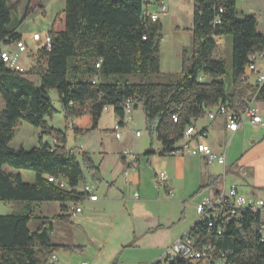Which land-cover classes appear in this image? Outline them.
<instances>
[{
	"label": "trees",
	"instance_id": "obj_1",
	"mask_svg": "<svg viewBox=\"0 0 264 264\" xmlns=\"http://www.w3.org/2000/svg\"><path fill=\"white\" fill-rule=\"evenodd\" d=\"M41 2L28 0L26 15L41 7ZM150 2L160 4L162 0H65L59 16L61 27L54 18L48 31L50 50L40 48L38 62L28 72L38 78V84L0 60V98L4 103L0 110V202L27 204L25 213L0 214V264H50L49 259L59 250L82 251L80 246L51 241V221L70 224L64 203L77 204L84 195L77 190L82 179L80 163L66 152L65 135L46 123L45 118L57 113L48 91L56 90L66 120L81 116L86 109L91 130L97 128L105 107L122 123L125 101L131 99L133 110L141 106L146 131L161 143V154L182 138L186 126L201 118L206 107L244 98V86L248 87L242 79L244 69L251 55L264 51V33L257 30L255 15L238 17L236 0H193L191 47L183 50L181 72L171 75V80L111 81L117 76L160 72L161 23L142 16ZM9 22L6 0H0V44L22 38L16 29L8 28ZM225 36L232 37L229 89L225 61L213 58L215 38ZM199 74L209 80L199 82ZM258 99L264 101V84ZM179 106L178 120L173 122ZM21 121L42 130L39 144L29 150L9 146ZM42 133L52 135L54 144L43 143ZM81 162L96 174L97 167L88 154H82ZM4 166L15 172L4 171ZM23 170L33 173L31 183L19 173ZM48 176L62 178L64 187L49 182ZM42 202L61 203L59 213L49 219L33 215L30 204ZM33 220L39 224L31 230L28 224ZM257 221V216L242 212L228 224L225 234L203 240L231 251L232 264H264V241L259 240ZM198 227L200 232L211 230L201 221L190 227L191 233Z\"/></svg>",
	"mask_w": 264,
	"mask_h": 264
},
{
	"label": "rangeland",
	"instance_id": "obj_2",
	"mask_svg": "<svg viewBox=\"0 0 264 264\" xmlns=\"http://www.w3.org/2000/svg\"><path fill=\"white\" fill-rule=\"evenodd\" d=\"M7 8L10 11L9 29H16L22 35L23 41L27 45L25 52L18 53L17 64L23 68L24 75L34 84H38V78L33 75H28L31 67L38 62V51L42 47L41 43H37L31 39L34 33L43 35L50 30L53 19L58 28L61 27V10L65 6V0H42L41 7L35 8L30 14L26 15V6L28 0H6ZM162 5L165 10H160V5L150 2L146 5L148 11L157 12L160 14L159 22L161 23V39L158 42V54L160 72L157 75L148 76H117L111 81L119 82H144L152 83L167 82L171 80V75L179 74L182 67V54L184 49L191 47V27L193 14V0H162ZM238 17L242 14H253L257 19V30L264 32V0H236L235 3ZM216 49L213 58L225 61L227 65L228 75L225 77L227 88H230V62H231V36L216 37ZM3 50H8L12 53L16 52L15 44H0ZM259 66V62L257 63ZM249 76L248 72H245ZM250 77V76H249ZM247 86V85H246ZM244 91L248 87L244 86ZM53 107L57 110L51 118H45L49 127L62 132L66 137L65 145L71 148L76 147L82 150H88L94 157L98 158L103 147L106 148L107 157L102 163L106 169V177L92 181L87 169L82 165L80 154L75 157L81 165V170L87 179L96 185V192L102 194L104 187L110 181L116 170V153L115 149L120 146H125L130 151V155L140 157L141 166L137 168L140 181L141 201L133 203L126 201L125 203H117L118 210L112 207L111 213L121 218L120 226L112 225L107 222L104 225H89V229L94 236V239L87 240L83 233L79 231V235H69L67 228L63 223L51 221L53 230L51 232V240L55 243H83L85 252L81 256L74 258H56L53 264H81L82 261L88 264H153L166 251L169 250L172 243L196 220L195 203L202 200L203 197L210 195L214 190V186L207 182L209 176L219 175V182L223 179V167L220 165L206 164L202 161L189 158L186 161H178L175 157H162L159 159L158 165L164 169L169 177L168 183L171 187L170 195L163 191V188L154 178L149 167L145 163V152H148L154 145L157 147L156 139L151 144L149 134L144 129V114L141 106H138L133 111H129L128 120L122 129L121 139H115L111 129L115 123V114L112 109H104L96 129H90L91 116L84 109V113L75 118V123L83 129H76L70 125L66 128L68 120L65 119L62 111L61 103L56 90L48 91ZM4 106L3 100L0 98V110ZM260 108L263 105L260 102ZM203 123L202 119H198L197 125ZM89 125V126H88ZM251 127V126H250ZM253 128V127H252ZM250 131V129H248ZM247 130V131H248ZM42 130L35 128L23 121L18 124V132L11 142L12 148H23L29 150L36 147L39 143V133ZM139 131L141 137L135 136V132ZM40 139L42 142L53 140L52 135L42 133ZM228 139V138H227ZM249 138L234 137L230 140L228 148V161L230 156H236L240 148L249 143ZM54 144V143H53ZM208 168V169H207ZM4 171L15 172L13 169L4 166ZM23 173L31 171L23 170ZM226 185H236L238 190L246 196H249V188L242 180L233 174H226ZM32 179V178H31ZM26 180V177H25ZM219 182L214 183L217 185ZM120 178L114 182L113 192L117 193L116 198L119 199L122 192L126 196L127 190L121 189ZM82 180L79 181L77 189L81 188ZM201 189L198 191V188ZM143 200H152L149 208L155 213V221L153 219L133 220L131 218L132 205L141 206ZM58 202H42L30 204V211L35 216H43L51 218L59 211ZM67 206L69 202L64 203ZM141 204V205H140ZM27 204L23 202H0V214L9 213H25ZM106 212V211H105ZM87 213V210H86ZM129 214V215H128ZM39 222L36 220L28 224L29 229L33 230ZM156 225H163L164 229L155 234V238H143L140 241L131 244L130 247L122 248L132 240L133 233H141L144 229ZM66 232V233H64ZM71 233V232H70Z\"/></svg>",
	"mask_w": 264,
	"mask_h": 264
},
{
	"label": "built area",
	"instance_id": "obj_3",
	"mask_svg": "<svg viewBox=\"0 0 264 264\" xmlns=\"http://www.w3.org/2000/svg\"><path fill=\"white\" fill-rule=\"evenodd\" d=\"M247 1V0H245ZM162 3V2H161ZM160 5V10L164 11L165 6ZM221 11V10H220ZM142 16L150 22L159 20L160 14L157 12L148 11L146 7L142 9ZM31 39L37 43H41L42 47L49 51L51 47V37L48 32L43 35L34 33ZM16 52L12 53L8 50H0V57H7L11 64V69L24 73L22 67L17 64L18 53L25 52L27 45L23 39L13 41ZM41 47V48H42ZM264 59V51L253 54L248 58V63L245 66L242 79L248 85V92L245 94L242 101L226 100L223 103H218L214 107H206L205 118L209 121H214L216 117H221L225 130L234 133L244 123H250L255 127L264 130V119L259 114V110L255 105L259 97L260 89L264 84V72L257 69V63ZM100 60L96 61L95 67H99ZM248 72L249 76L245 72ZM199 82L208 81L209 77L204 74H199L197 77ZM104 109H107L105 107ZM131 99H127L124 104V113L131 111ZM181 106L177 107V112L172 115V121L177 122ZM197 119H193L189 125L186 126L182 138L171 146L170 149L164 153L174 156L190 155L203 156L208 162H215L219 165H225L224 152H217L213 150L205 141L207 136L206 130L198 129L196 126ZM126 122L120 123L118 120L114 123L112 128L115 139H120L122 129ZM136 136L140 135L139 131L135 132ZM53 145V144H52ZM67 153H77L76 149L66 148ZM127 183V173H125ZM49 182H55L59 187H64L65 182L62 178L48 176ZM168 177L165 173L157 174V182L161 186L165 185ZM84 198L77 204H72L70 216H75L82 211V202L84 200L96 201L97 195L92 186L84 184L80 191ZM134 197L138 198V192L134 193ZM197 219L194 223L203 222V219H210L212 224V232H200V227L197 228L196 233L192 234L190 228L185 231L178 239H176L169 250L166 251L156 262L160 264H232L229 261L231 251L221 250L210 241H204L203 238L219 237L228 231V224L234 218L240 216V213L247 212L258 217L256 229L260 241H264V225H259V218H264V200L261 198L247 197L237 191L236 188L229 189L222 188L216 193L205 196L195 206ZM193 223V224H194ZM240 225V224H238ZM54 254L49 259V263L53 264L55 261ZM81 264H88L82 262Z\"/></svg>",
	"mask_w": 264,
	"mask_h": 264
},
{
	"label": "crops",
	"instance_id": "obj_4",
	"mask_svg": "<svg viewBox=\"0 0 264 264\" xmlns=\"http://www.w3.org/2000/svg\"><path fill=\"white\" fill-rule=\"evenodd\" d=\"M259 31V30H258ZM261 33H264L262 31H259ZM257 69L260 72H264V59L259 62V66H257ZM248 90H246L245 94H247ZM260 102L263 105V108H260ZM256 107L259 110V114L263 117L264 119V101L261 99H257L255 102ZM3 108V106H2ZM106 110H110V108H107ZM133 111V109H131ZM129 113H124L123 117V122H126L129 118L128 116ZM206 114V109L204 110L203 116L198 119H202L203 123L200 124V126L197 125L198 119L196 121V126L198 129H204L206 130L207 136L205 138L206 143L215 151L217 152H224L225 154V165H220L223 167V179L219 182V175H213L209 176L207 179L208 183H211L214 186V190L210 192V195L216 193L222 188L229 189L231 187H234L237 189V191L241 194H243L241 191L238 190V187L234 185H226V178L225 175L230 173V174H235L237 175L244 184L249 188V196L247 197H252V198H261L264 200V130L258 127L253 126L250 123H244L242 124L238 130L234 133H230L225 130V126L223 124V120L221 117H216L214 121H209L205 118ZM115 122L118 120L117 117L115 116ZM144 121V129L145 128V120ZM75 123V118H71L68 120L66 124V128L69 129L70 125L74 126L76 129H83L80 126H78ZM89 126V125H88ZM251 126V127H250ZM253 127V128H252ZM124 128V127H123ZM250 129V131L248 130ZM248 130V131H247ZM112 132V129H111ZM148 132V131H147ZM135 134V133H134ZM149 134L150 142L151 144L153 141L156 139L155 135ZM122 136V133H121ZM136 136V135H135ZM142 135L140 133L138 138H140ZM234 137H240V138H249V143L244 144L240 150L238 151V154L236 156H230V161H228L229 155H228V148L230 146V140L233 139ZM228 138V139H227ZM121 139V137H120ZM119 139V140H120ZM13 141V140H12ZM11 141V142H12ZM42 141V139H41ZM157 141V140H156ZM11 142L9 146H11ZM43 143H49L53 144V140H48ZM158 146L155 147L154 145L150 148L148 152H145L144 157L146 158L145 163L149 167L150 171L152 172V175L154 176L155 179H157V174L160 172H163L166 174L165 170L160 168L158 165L159 159L162 157H175L178 161H186L189 158H193L195 160H200L204 163H210L214 165H219L215 162H208L205 157L203 156H190V155H181V156H174V155H169V154H161L160 151L162 149V145L160 142H158ZM66 148L69 149H75L65 146ZM16 149V148H14ZM129 149H126L125 146H120L118 149H115L116 153V170L110 181L107 183L106 187H104V190L102 194H98L96 192V185L91 183L87 177L83 174L82 172V184L81 188L77 189L81 191L82 186L84 184L90 185L94 188L95 194L97 195V200L96 201H88L84 200L82 202V211L75 216H70L69 212L67 211L66 214L69 215L70 217V224L63 223L67 228L72 229V231H68L69 235H79V231L83 233L84 237L87 240H92L94 239L93 234L91 233L89 229V225H104L107 222L112 223V225L120 226V221L121 218L118 216H115V214L112 212L111 209L113 206H117L116 210H118V205L117 203H125L126 201H133V203H139L141 201V195H140V181H139V172L137 171V168L141 166V159L139 156L136 157V155H130L127 152H129ZM86 153L90 156L91 161L94 166L97 167L96 174L93 173V171H87V173L90 175L91 180L94 182L98 179H104L106 177V169L103 168L102 163L104 162L105 158L107 157V151L106 148L103 147V150L100 151V155L98 158H94L88 150H82L80 148L77 149L76 154H80L79 157L81 158L82 154ZM122 156V158H121ZM208 169V168H207ZM19 173L22 175L23 179L26 180L27 182L31 183L33 181V176L29 175V173H23V171H19ZM125 173H127V179L130 183H127L126 178H125ZM167 175V174H166ZM168 177V175H167ZM32 178V179H31ZM120 178V186L121 189L125 188L127 190L126 196L122 192L121 196L119 199L116 198L117 193L113 192L114 190V182ZM169 180V177H168ZM219 182L217 185L214 183ZM164 193H167V196L170 195V190L171 187L167 181L165 185L162 186ZM201 189V187L198 188V191ZM138 192L139 197L135 198L134 193ZM245 195V194H243ZM209 196V195H208ZM246 196V195H245ZM152 200H143V203L140 205L143 207H137L135 204L132 205V213H131V218L133 220H142V219H153L155 221V213L149 208L150 202ZM198 203V202H197ZM195 203V206L196 204ZM66 205V204H65ZM61 204H59V210H60ZM67 206V205H66ZM72 206V203H70L68 209ZM87 210V213H86ZM106 211V212H105ZM59 211L56 213L58 214ZM54 214V215H56ZM53 215V216H54ZM129 215V214H128ZM197 219V218H196ZM37 222V221H36ZM195 222V221H194ZM193 222V223H194ZM193 223L185 230L187 231ZM36 226L34 229H36ZM33 229V230H34ZM144 229L141 233L134 234L132 236V240L128 242L127 244H124L122 248L130 247L131 244L136 243L140 241L143 238H155V234L158 233V231L163 230L164 226L163 225H156L153 224L152 226L148 228H142ZM184 231V232H185ZM71 232V233H70ZM183 232V233H184ZM66 233V232H64ZM182 233V234H183ZM181 234V235H182ZM180 235V236H181ZM179 236V237H180ZM178 237V238H179ZM177 238V239H178ZM52 241V240H51ZM54 244L58 245H70V246H80L82 247V251H64V250H59L54 253L55 258H74L77 256H81L85 252V245L83 243H55ZM84 262V261H82ZM81 262V263H82ZM155 263V262H154Z\"/></svg>",
	"mask_w": 264,
	"mask_h": 264
},
{
	"label": "bare ground",
	"instance_id": "obj_5",
	"mask_svg": "<svg viewBox=\"0 0 264 264\" xmlns=\"http://www.w3.org/2000/svg\"><path fill=\"white\" fill-rule=\"evenodd\" d=\"M0 60L5 63L9 68H11L10 62H8L7 57H0ZM68 212L71 213V207L68 209ZM205 221V226L208 229H211L210 232H212V224H210V219H203ZM259 225H264V218H260Z\"/></svg>",
	"mask_w": 264,
	"mask_h": 264
}]
</instances>
